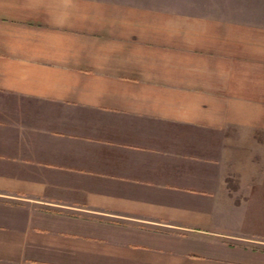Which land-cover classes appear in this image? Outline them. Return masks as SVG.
<instances>
[{
  "label": "crops",
  "instance_id": "obj_1",
  "mask_svg": "<svg viewBox=\"0 0 264 264\" xmlns=\"http://www.w3.org/2000/svg\"><path fill=\"white\" fill-rule=\"evenodd\" d=\"M187 1L0 0V264H264V0Z\"/></svg>",
  "mask_w": 264,
  "mask_h": 264
},
{
  "label": "rangeland",
  "instance_id": "obj_2",
  "mask_svg": "<svg viewBox=\"0 0 264 264\" xmlns=\"http://www.w3.org/2000/svg\"><path fill=\"white\" fill-rule=\"evenodd\" d=\"M211 4L216 5V10L224 14L227 11H231L232 13L237 6L249 7L251 5L247 1L242 2L237 0H215L213 2L211 0H202L198 3H194V1L184 2V5L189 9L197 7L196 11H201L202 13H209ZM259 115L252 116L257 117ZM226 136L229 143L228 160L233 161L236 174L235 177L228 179L227 186L229 191L231 190L235 195L240 193L241 197H244L246 200L254 195L264 198L263 193L262 195L257 193L258 189H261L262 185H264V131L262 130V124L259 128L254 129L231 127L226 132ZM263 230L264 227H262Z\"/></svg>",
  "mask_w": 264,
  "mask_h": 264
}]
</instances>
